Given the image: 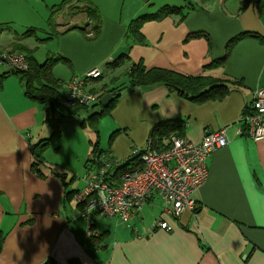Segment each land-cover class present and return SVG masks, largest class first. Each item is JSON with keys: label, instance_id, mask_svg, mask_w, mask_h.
<instances>
[{"label": "crops", "instance_id": "obj_1", "mask_svg": "<svg viewBox=\"0 0 264 264\" xmlns=\"http://www.w3.org/2000/svg\"><path fill=\"white\" fill-rule=\"evenodd\" d=\"M90 1L97 18L55 10L63 0H0V49L30 51L39 64L48 58L64 60L54 69L64 96L74 76L99 68L102 78L89 90L120 94L121 108L131 112L118 124L142 130V137H133L137 149H144L153 129L168 122H181L182 138L194 144L226 129L229 145L207 160L209 176L195 194V210L177 220L166 218L172 232L153 230L164 207L154 196L129 223L98 217V236L91 238L77 204L67 197L88 182L92 154L86 159L89 144L82 127L87 118L64 121L61 138L44 153L48 168L40 177L33 170V146L50 139L53 130L45 124L42 108L25 95L20 77L7 76L0 84V264H264V140L240 133L245 110L264 88V16L253 3L245 7L246 0ZM36 3L43 8L44 38L38 32L22 34L17 27L21 5ZM172 8L181 12L163 16ZM157 15L161 19L146 21L140 30L144 42L137 41L132 23ZM244 34L258 37L236 42L224 64L213 67L227 55L229 43ZM138 64L210 77L229 93L196 103L162 84L132 87L130 71ZM107 75L112 76L108 84ZM67 120L80 136L70 159L61 155L70 137L63 131ZM50 167L67 177L55 176Z\"/></svg>", "mask_w": 264, "mask_h": 264}, {"label": "built area", "instance_id": "obj_2", "mask_svg": "<svg viewBox=\"0 0 264 264\" xmlns=\"http://www.w3.org/2000/svg\"><path fill=\"white\" fill-rule=\"evenodd\" d=\"M30 70L25 54L0 49V84L11 74L23 75ZM101 78L99 68L74 76L67 86V106L91 109L100 105L103 95L92 92L89 86ZM241 123L242 135L255 142L264 140V88L255 92ZM159 140L150 137L144 149L134 151V156L140 157L141 166L125 173L120 184L113 179V169L120 161L102 153L91 162L86 187L72 197L79 208V218L88 223L91 238L98 236L94 229L98 217L129 223L143 212L154 196L163 200L164 207L152 228L172 232L166 218L177 220L185 211L195 210V194L209 176L207 160L229 145L226 129L207 135L196 144L175 136Z\"/></svg>", "mask_w": 264, "mask_h": 264}, {"label": "trees", "instance_id": "obj_3", "mask_svg": "<svg viewBox=\"0 0 264 264\" xmlns=\"http://www.w3.org/2000/svg\"><path fill=\"white\" fill-rule=\"evenodd\" d=\"M85 4V10L80 12H86L90 17L97 18L98 13L92 6L90 0H63L61 5H59L55 10L63 11L72 4ZM253 3L261 16H264V0H246L245 7H248ZM77 11V10H74ZM181 12L179 8H172L166 15L178 14ZM162 15L157 16H142L134 21L131 25V35L136 38L137 41L143 43L144 39L140 33L143 24L148 20L161 19ZM99 28L94 31V36H97ZM258 36L244 34L233 39L227 47V55L221 61L216 62L214 66H221L224 64L230 49L233 44L243 40L244 38H255ZM27 59L29 61L31 70L27 74L19 75L24 93L33 102L37 103L45 113V124L53 130V134L50 139L41 141L37 145L33 146V170L40 177H45L43 173L44 168H48L44 161V153L46 150L54 143H56L62 136V125L66 119H71L75 117H81L82 114H88L90 109L77 107L70 108L65 102V96L63 95V84L57 80L54 76V68L58 63L65 62L62 59L48 58L44 64H39L32 56V52L26 50ZM124 59L121 57L114 63V66H119L120 62ZM211 66V67H212ZM130 82L132 87H137L140 85H157L162 84L168 87L171 91L177 92L182 97H185L196 103H202L210 100H215L216 98H222L229 93V88L222 85H216L214 80L210 77H187L180 75L174 71L163 70V69H151L147 70L142 64L133 65L130 71ZM124 90V89H123ZM105 95V94H104ZM103 95V96H104ZM120 94L115 95V100L106 109H102L103 113L88 114V118L83 122L82 127H86L89 123L92 125L96 122V118L103 115L110 114L111 110L115 107L116 103L120 99ZM101 106V105H96ZM93 106L91 109H93ZM96 130V129H95ZM184 132V125L181 122H168L158 125L157 128L153 129L151 136L153 138L163 139L175 134L177 137L182 138ZM97 145L93 148L92 162L97 155L103 152L98 150ZM140 157H134L128 161L124 166L114 171L113 179L116 180L123 179L125 173L136 170L140 167ZM52 174L63 180L67 177L65 174H60L56 172L53 168ZM76 192V191H75ZM75 192L67 194V197H73Z\"/></svg>", "mask_w": 264, "mask_h": 264}, {"label": "rangeland", "instance_id": "obj_4", "mask_svg": "<svg viewBox=\"0 0 264 264\" xmlns=\"http://www.w3.org/2000/svg\"><path fill=\"white\" fill-rule=\"evenodd\" d=\"M30 5L31 7L21 5L20 10L22 17L17 27L22 34L29 35L28 34L29 32L30 34L38 32L39 36L41 38H44L46 36H44L45 20L43 17V8H40V3L30 4ZM82 10H85V4L74 3L70 7L66 8V11H68L69 13H78ZM50 20H51V14L49 12V17L46 20V24L51 29ZM33 22H36V24L34 25ZM35 28H38V31H36ZM41 51H43L42 54H45V58H47L46 57L47 50L41 48ZM45 62L46 61H44L42 64H44ZM111 77H112L111 75H107L104 80L105 83L108 84L111 80ZM121 80L123 81L124 77ZM124 82L128 85V79H125ZM64 88L65 87L63 86V89ZM126 101H127L126 103H128L129 105H132V102L129 98H127ZM119 102L120 99L116 103L115 107L111 110L110 114H106L99 118H96V122L93 125L92 123L86 124L85 127L86 129L83 132L85 135L84 136L85 140L89 144L88 153L85 154L86 159H89L90 155L92 154L91 152L92 145L90 144V141H93L94 146L97 145L99 151L103 152L104 154H110L116 160L118 156L122 155L125 159H123L122 163H119L118 166H120L121 164L125 165L126 163H128L130 158L132 159V156H134V151L137 148H139L133 143V137H139V138L142 137L143 136L142 130L139 129L138 127H133L135 130L131 129V131H129V129L126 130L124 128H121V125H119L118 122L123 123V121L126 118H128L129 113L131 111L121 108L124 106L123 104L121 105ZM119 104L121 105L120 108H118ZM101 110H102L101 106H96L93 109H90L88 111V114L99 113L100 115H102L103 113L101 112ZM88 114L85 113L83 115L81 114L80 116L88 118ZM132 120H133V124H135L136 122L135 118L131 119V121ZM71 123H73L71 122V120L69 121L67 120L65 128L63 127L64 133H68L70 135L69 139L67 140V143L65 144L64 150L61 154L62 157H64L65 159H70L72 157L73 150L80 143V136L74 135L73 128L76 125ZM134 126H136V124ZM172 136L177 137L175 134H173Z\"/></svg>", "mask_w": 264, "mask_h": 264}, {"label": "water", "instance_id": "obj_5", "mask_svg": "<svg viewBox=\"0 0 264 264\" xmlns=\"http://www.w3.org/2000/svg\"><path fill=\"white\" fill-rule=\"evenodd\" d=\"M115 100V97L112 93H108L106 95L103 96V98L101 99V107L103 109H106L110 106V104Z\"/></svg>", "mask_w": 264, "mask_h": 264}]
</instances>
